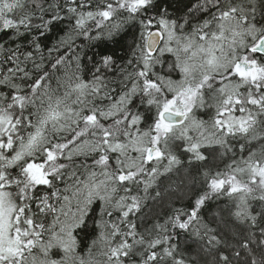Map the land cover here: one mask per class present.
Returning <instances> with one entry per match:
<instances>
[{
    "label": "snow or ice",
    "instance_id": "snow-or-ice-1",
    "mask_svg": "<svg viewBox=\"0 0 264 264\" xmlns=\"http://www.w3.org/2000/svg\"><path fill=\"white\" fill-rule=\"evenodd\" d=\"M0 264H264V0H0Z\"/></svg>",
    "mask_w": 264,
    "mask_h": 264
}]
</instances>
